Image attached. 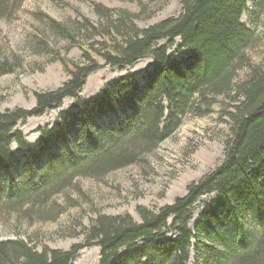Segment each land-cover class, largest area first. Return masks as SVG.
Masks as SVG:
<instances>
[{
  "label": "trees",
  "instance_id": "1",
  "mask_svg": "<svg viewBox=\"0 0 264 264\" xmlns=\"http://www.w3.org/2000/svg\"><path fill=\"white\" fill-rule=\"evenodd\" d=\"M179 1L180 17L148 28L138 26L139 15L95 4L99 20L85 19L82 43L49 20L54 31L78 45L82 59L61 60L70 80L56 92L37 93L34 111L0 113V208L12 212L30 205L25 215L44 219L51 196L74 179L102 180L147 162L186 118L211 115L220 99L229 101L224 115L232 124L224 161L174 205L157 212L140 207L141 222L128 214H99L86 230V243L70 252H39L23 239L0 242V264H72L93 244L101 248L100 264H189L195 240L205 264H264V66L253 63L250 53L259 37L243 23L246 14L253 23L264 16V0H252V10L250 0ZM23 2L0 0V19L12 17ZM178 40L190 52L187 58L170 55ZM147 57L155 67L144 86L128 75L109 82L98 98L80 96L101 60L127 67ZM66 98L75 100L77 110L61 115L59 132L43 131L38 145H31L19 123L61 107ZM104 118L101 134L98 121ZM14 144L25 159L22 175L10 171L19 161ZM212 194L218 198L206 206L194 234L189 226L196 207ZM251 220L257 224L253 235L245 231Z\"/></svg>",
  "mask_w": 264,
  "mask_h": 264
},
{
  "label": "rangeland",
  "instance_id": "2",
  "mask_svg": "<svg viewBox=\"0 0 264 264\" xmlns=\"http://www.w3.org/2000/svg\"><path fill=\"white\" fill-rule=\"evenodd\" d=\"M249 2L252 10V0ZM95 4L115 13L128 11L139 15L137 24L141 28L178 18L184 11L179 0H24L12 17L0 19V113L34 111L37 93L56 92L68 83L70 76L61 60L79 62L82 50L68 37L54 31L49 20L67 27L77 43H82L84 33L80 28L85 19L98 23ZM143 9L147 10L145 16H141ZM150 14L154 17L148 19ZM243 23L259 37L257 47L250 53L253 63L264 66V16L261 14L253 23L251 15L246 14ZM170 55L179 60L187 58L190 52L178 40ZM154 67L152 57L127 67L108 66L101 60L100 68L88 76L80 96L84 100L98 98L109 82L128 75L144 86L145 76ZM2 69L6 72L3 73ZM240 75L243 77V73ZM228 107L229 101L220 99L211 115L186 118L176 134L164 141L147 162L113 172L102 180L74 179L71 186L51 196L42 211L44 219L38 215L27 217L25 214L30 205L12 212L1 207L0 242L23 239L39 252L46 248L70 252L73 247L86 243V230L99 214H128L141 222L140 207L157 212L174 205L177 199L187 195L191 185L199 183L224 161L232 135L231 121L224 115ZM76 110L75 100L66 98L61 107L21 121L18 130L31 145L37 146L43 131L59 132L61 115ZM107 121V118L98 121L100 133ZM80 145L84 152L90 150L87 142ZM13 152L19 161L14 162L10 171L22 175L23 153L17 144L13 145ZM217 198V194H212L201 199L189 226L191 232L195 234V225L206 206ZM246 226V234L256 233L254 220ZM196 247L195 240L189 264H205L206 260ZM100 262L101 248L93 244L81 249L72 264Z\"/></svg>",
  "mask_w": 264,
  "mask_h": 264
}]
</instances>
